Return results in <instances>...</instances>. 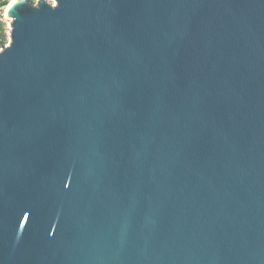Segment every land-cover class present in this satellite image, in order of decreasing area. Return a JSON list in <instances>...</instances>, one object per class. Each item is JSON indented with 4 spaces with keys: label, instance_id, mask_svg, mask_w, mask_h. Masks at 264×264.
<instances>
[{
    "label": "water",
    "instance_id": "water-1",
    "mask_svg": "<svg viewBox=\"0 0 264 264\" xmlns=\"http://www.w3.org/2000/svg\"><path fill=\"white\" fill-rule=\"evenodd\" d=\"M0 264H264V0H13Z\"/></svg>",
    "mask_w": 264,
    "mask_h": 264
},
{
    "label": "trees",
    "instance_id": "trees-1",
    "mask_svg": "<svg viewBox=\"0 0 264 264\" xmlns=\"http://www.w3.org/2000/svg\"><path fill=\"white\" fill-rule=\"evenodd\" d=\"M11 1L12 0H0V8H1V14H0V50L8 44L7 35L3 31V27H2V18H3L4 9L9 5V3Z\"/></svg>",
    "mask_w": 264,
    "mask_h": 264
},
{
    "label": "rangeland",
    "instance_id": "rangeland-1",
    "mask_svg": "<svg viewBox=\"0 0 264 264\" xmlns=\"http://www.w3.org/2000/svg\"><path fill=\"white\" fill-rule=\"evenodd\" d=\"M13 1V0H12ZM11 1V2H12ZM31 3L33 4H37L38 0H29ZM50 4L54 5L55 4V0H47ZM11 2L9 3V5L11 4ZM8 5V6H9ZM7 6V7H8ZM7 7L5 8L4 12H3V18H2V27H3V31L5 32V34L7 35V38H8V43L10 41V23H11V20L6 18V9ZM8 45V44H7Z\"/></svg>",
    "mask_w": 264,
    "mask_h": 264
},
{
    "label": "bare ground",
    "instance_id": "bare-ground-1",
    "mask_svg": "<svg viewBox=\"0 0 264 264\" xmlns=\"http://www.w3.org/2000/svg\"><path fill=\"white\" fill-rule=\"evenodd\" d=\"M8 8H9V6H8L7 9H6V12H7Z\"/></svg>",
    "mask_w": 264,
    "mask_h": 264
},
{
    "label": "built area",
    "instance_id": "built-area-1",
    "mask_svg": "<svg viewBox=\"0 0 264 264\" xmlns=\"http://www.w3.org/2000/svg\"><path fill=\"white\" fill-rule=\"evenodd\" d=\"M5 10V9H4ZM0 14H1V8H0Z\"/></svg>",
    "mask_w": 264,
    "mask_h": 264
}]
</instances>
